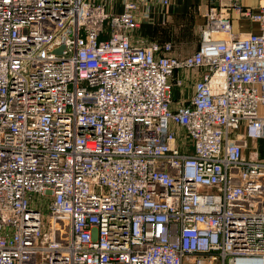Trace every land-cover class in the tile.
Instances as JSON below:
<instances>
[{
  "label": "built area",
  "instance_id": "1",
  "mask_svg": "<svg viewBox=\"0 0 264 264\" xmlns=\"http://www.w3.org/2000/svg\"><path fill=\"white\" fill-rule=\"evenodd\" d=\"M171 3L0 0V264H264V0L184 58Z\"/></svg>",
  "mask_w": 264,
  "mask_h": 264
},
{
  "label": "crops",
  "instance_id": "2",
  "mask_svg": "<svg viewBox=\"0 0 264 264\" xmlns=\"http://www.w3.org/2000/svg\"><path fill=\"white\" fill-rule=\"evenodd\" d=\"M110 11L121 13V0H110ZM244 8L259 9L260 0H240ZM232 0H172L168 9H161L158 5H151L150 17L142 21L140 29L133 34V39L145 38L159 44L171 43L174 47L171 53L174 57L184 58L195 53L200 46L201 28L206 24V12L211 5L230 7ZM145 8L140 5L139 13ZM233 31L237 34L257 33L258 25L240 17L231 10ZM198 39V44L195 40ZM192 49L182 47L194 46ZM183 50H182V49ZM183 76L178 74L176 77ZM186 97L192 93L193 79L186 76ZM175 98L178 97L176 93ZM264 146V143H262Z\"/></svg>",
  "mask_w": 264,
  "mask_h": 264
},
{
  "label": "rangeland",
  "instance_id": "3",
  "mask_svg": "<svg viewBox=\"0 0 264 264\" xmlns=\"http://www.w3.org/2000/svg\"><path fill=\"white\" fill-rule=\"evenodd\" d=\"M195 42L198 44V39L197 40H195ZM195 48V45L194 46H187V47H182L183 49H192V48ZM181 48V49H182ZM182 49V50H183ZM251 151H253L252 149H251ZM258 153H259V156L261 157V158H264V146H261V149H259L258 150ZM189 264V263H188Z\"/></svg>",
  "mask_w": 264,
  "mask_h": 264
}]
</instances>
